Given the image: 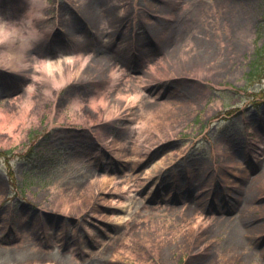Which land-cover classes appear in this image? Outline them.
<instances>
[{"label": "rangeland", "instance_id": "1", "mask_svg": "<svg viewBox=\"0 0 264 264\" xmlns=\"http://www.w3.org/2000/svg\"><path fill=\"white\" fill-rule=\"evenodd\" d=\"M31 1L0 17L28 59L53 28L89 58L0 79L2 113L33 101L0 130V264H264V0Z\"/></svg>", "mask_w": 264, "mask_h": 264}, {"label": "bare ground", "instance_id": "2", "mask_svg": "<svg viewBox=\"0 0 264 264\" xmlns=\"http://www.w3.org/2000/svg\"><path fill=\"white\" fill-rule=\"evenodd\" d=\"M7 47H8L7 51H0V64L4 65V66L11 67L12 69L18 68V67H23L21 64V59H20L19 54L16 51H14V49H16V47H14L13 45H7L5 48L3 46V48L0 50L6 49ZM212 51L213 50L211 48H201L198 53L199 54L207 53L208 55H210V54H212ZM63 53L65 55L70 54L68 51L63 52ZM79 55L81 56V54H79ZM58 58H60V56ZM58 58H54V60L47 58L48 61H44L41 59L34 58L33 61L28 65H30L31 68L34 70H37L36 68H39L40 70L41 69H48L50 72L51 79L54 80L55 82H57V84L62 83V82L67 83L68 81H70L71 75L77 74V72H74V69H72V67H74V65H73V62L71 60V56H64V58H62V59H58ZM80 58H82V63H83L87 60L88 57L82 56ZM226 59H227V56L225 55V57H223L222 61H226ZM62 62L67 63V64L65 65ZM82 63L79 62V63L75 64L76 65L75 67L77 70L80 69L81 66H83ZM112 68H114V65ZM54 69H55V71H54ZM109 75H110V78H112V80L114 81L113 76L117 75L116 70H113L112 72L110 71ZM32 77L35 79V78H37V75L35 77L32 74ZM28 89H32V87L30 86ZM49 93L51 94V92H49ZM97 94L98 93L93 92L92 95L90 96L92 98L89 100V104L93 109H95V107H97L96 103L98 101H100L101 106H104V103H105L104 99H103L104 97L101 95L100 96L98 95L96 97ZM129 98H130L129 95L122 97V99H125L123 101L126 104H128ZM114 99H116V98H114ZM117 99H120V93L118 94ZM116 101L119 102V100H116ZM30 102H33V101L29 96H27L25 99H23V97H21V96H18L12 100L10 108L5 109V111H6L5 113H2L0 111V130L2 128H6L7 131L12 134L14 141L18 140L20 130L23 128L24 125H26L25 118L29 116V115H27V113L29 111H32L30 109L31 108ZM21 103H22V105L19 107L18 104H21ZM77 104H79V103H77ZM126 104H125V106H127ZM35 114H36L35 111L30 113L32 119L34 118V116L36 117ZM155 117L156 116L153 114L151 117V120L155 121ZM19 122L21 124H19ZM162 122H164V121H162ZM171 122L172 121L168 119L169 126H171ZM16 128H18V131L16 133H14V130ZM262 178L263 179L260 182H258V184L256 183V186H257L256 190H260V191L263 190V188H264V174H263ZM252 208L260 209L259 206H255ZM120 218H122V217H120ZM241 231L243 232L244 230L242 229Z\"/></svg>", "mask_w": 264, "mask_h": 264}, {"label": "clouds", "instance_id": "3", "mask_svg": "<svg viewBox=\"0 0 264 264\" xmlns=\"http://www.w3.org/2000/svg\"><path fill=\"white\" fill-rule=\"evenodd\" d=\"M31 6H32V4H31ZM30 9L26 13L25 18L22 21L26 20V18L29 15ZM19 25H20V23L9 22L7 20L0 18V26H2L3 29L8 33L7 38H5L4 40H0V45H5V44L8 45V39L9 38H11L13 35H19ZM34 31H35L34 35H29V36L25 37V39H26V45L25 46L17 47L16 49H14V51H16L20 56L22 66L26 65V61L29 57L28 50L34 45L35 42L39 41L43 36V34L40 32V30L37 27H35ZM17 44L19 45V41H17ZM7 50H8V47L6 49L0 50V51H7ZM0 67H2V66H0ZM9 70L19 72V71H22V68L21 69L13 68V69H9Z\"/></svg>", "mask_w": 264, "mask_h": 264}, {"label": "flooded vegetation", "instance_id": "4", "mask_svg": "<svg viewBox=\"0 0 264 264\" xmlns=\"http://www.w3.org/2000/svg\"><path fill=\"white\" fill-rule=\"evenodd\" d=\"M18 4L15 0H0V15H10L11 17L18 15Z\"/></svg>", "mask_w": 264, "mask_h": 264}, {"label": "trees", "instance_id": "5", "mask_svg": "<svg viewBox=\"0 0 264 264\" xmlns=\"http://www.w3.org/2000/svg\"><path fill=\"white\" fill-rule=\"evenodd\" d=\"M254 66V65H253Z\"/></svg>", "mask_w": 264, "mask_h": 264}]
</instances>
